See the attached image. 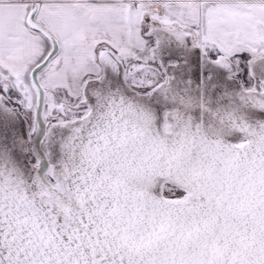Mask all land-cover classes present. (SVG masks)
<instances>
[{
    "label": "snow or ice",
    "instance_id": "1",
    "mask_svg": "<svg viewBox=\"0 0 264 264\" xmlns=\"http://www.w3.org/2000/svg\"><path fill=\"white\" fill-rule=\"evenodd\" d=\"M0 264H264V0H0Z\"/></svg>",
    "mask_w": 264,
    "mask_h": 264
}]
</instances>
